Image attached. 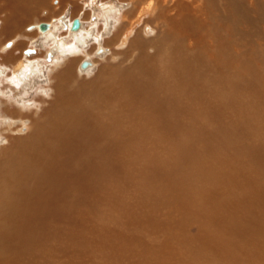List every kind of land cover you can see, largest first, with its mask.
Returning a JSON list of instances; mask_svg holds the SVG:
<instances>
[{
	"label": "rangeland",
	"instance_id": "1",
	"mask_svg": "<svg viewBox=\"0 0 264 264\" xmlns=\"http://www.w3.org/2000/svg\"><path fill=\"white\" fill-rule=\"evenodd\" d=\"M108 1L47 0L44 6L33 3L31 17L24 20L22 28L35 21L49 20L50 16L57 17L59 13H63L67 21L80 11V15L91 14L85 23L94 33L88 40L87 53L99 47L97 38L108 52L98 57L96 70L87 76L74 70L75 81L72 80L65 90L68 94L56 96L54 85L57 84L51 81L62 67L52 66L58 52L54 42L45 41L42 36L29 42L25 49L28 51L24 53L27 59L41 62L38 69L41 73L36 70L40 73H36L37 78H27L24 86L16 88L7 77L10 71L3 73L0 69V156L19 150L46 120L55 117L51 107L56 98L62 101L78 99V96L85 99V94L94 88L92 85L98 83L96 86H99L107 81L117 91L118 82L128 80L126 90L121 92L128 96L124 99L128 101H123L116 111H126L129 107L134 111L130 110L131 115L137 114L136 122L141 123L140 118L143 120V127L138 131L145 127L153 131L148 141L147 137L139 136L129 139L130 144L126 137L115 136L111 153L112 190L109 192L105 185L108 175L102 173L101 168L97 169L99 186L95 188L92 201L96 199L100 206L93 211L86 208L80 215L69 211L63 230L64 242L60 245L52 242L50 256L53 261L50 264H264V0L159 1L144 17L145 23L155 29L148 38L150 41L136 33L121 53L107 43L117 31L127 27L147 0H114L121 9L118 16L121 26L117 27L113 25L117 21L115 18H110L112 23L108 27L106 19L100 16L99 6ZM195 1L202 3L201 11L195 10ZM92 2L95 3L93 7ZM5 21L6 16H0V28ZM66 29V26H59L56 38L64 37L69 42L71 38L65 35ZM169 31L177 36L178 39L172 36L171 41L180 51L193 39L192 57L200 51V58H197L204 62L197 68L207 66L211 70L223 66L222 74L231 77L230 71L237 66L242 73L240 84L227 89V99H218L223 83L219 90H212L213 82H209L208 89L212 93L216 91L217 97L208 105L210 108L221 106L220 115L208 112L199 115L201 101L193 100L194 106L189 104V111L186 109L179 115L182 119H179L178 133L168 130L165 125L170 120H165L155 105L160 97L167 96L166 93L162 96V90L177 95L168 87H173L169 85L179 72L172 74L176 77L170 76L169 85L166 83L152 104L142 94V83L146 81L133 69L142 52L150 57L158 52V41ZM47 51L51 53L47 55ZM172 51L176 53L175 49ZM15 55L19 56V52ZM5 56L7 58V53L0 54V64L15 60V56L11 59ZM77 57L84 60L83 55ZM172 62L178 65L179 61ZM101 73H106L107 78L99 80ZM213 75L211 70L208 77L211 79ZM79 84H84L86 90L83 91ZM217 86L218 83H214L213 87ZM133 122L131 119L135 132L136 123ZM22 127H28L29 131L14 134ZM96 156L90 157V161H98ZM101 161L104 160L103 157L100 160L99 155ZM93 171L85 175L94 179ZM92 201L90 204L94 205ZM52 228L54 232L55 225Z\"/></svg>",
	"mask_w": 264,
	"mask_h": 264
},
{
	"label": "bare ground",
	"instance_id": "2",
	"mask_svg": "<svg viewBox=\"0 0 264 264\" xmlns=\"http://www.w3.org/2000/svg\"><path fill=\"white\" fill-rule=\"evenodd\" d=\"M78 1L84 2L88 0ZM159 1L168 2L169 0H147L145 4H141L143 6L137 11L136 16L134 18L132 17L133 19H131L127 27L117 31L113 39H111L107 45L113 46L116 48V52L119 51L118 53H121L120 51L124 50V48L126 49L128 45H130L136 33L143 35L148 41V38L152 36L155 29L145 23L144 17L147 13L154 10L153 7H155ZM93 2L92 7L95 5ZM33 3L44 6L47 4V0H0V16H6V21L0 28V54L6 55L7 53V58L6 56L4 57L6 59H11L15 56V60L12 63H1L0 69L4 71L3 73L10 71L7 77L12 79L13 82H11L16 88H21V86L26 83L27 78H37L36 73L39 71L38 69L41 68V62L27 59L24 53L28 51L25 49L29 45V42L32 43V41H35V38L42 36L46 38L45 41L54 42V48L58 52V56L55 58L52 66L55 67V69L57 67H62V70L57 73L55 79L52 78L53 80L51 82L57 84L54 85L56 89L52 88L55 89L56 93L58 92L56 95L57 97L60 95L62 96V93L66 95L68 94L66 92L67 86L75 76V74H73L74 70H79L80 73L86 74L87 76L90 71L96 68V64L99 60L98 57L104 55L108 51L100 45V38H97L96 43L99 47L94 48L93 52L87 53L86 47L88 40L94 34L93 29H87L85 24L90 18V13L84 16L79 14L80 11L69 21H67L63 13H59L57 17L50 16L49 20L35 21L22 28L25 18L32 14L30 8ZM105 3L99 6L101 18L106 19L107 23L105 24H107L108 27L112 23L110 22V18H115L117 20L116 22L114 21L115 24L113 25H118L121 9L116 6L117 3L114 2V0H109ZM196 4L195 10L201 11L202 3ZM127 14L126 16L129 15ZM75 19L80 20L81 26L78 30L72 31L71 26ZM42 23L48 24L47 31H42L40 29ZM180 25H182L181 22ZM59 26H66L68 28V30L66 29L67 33H65V35L71 38L69 42H66L64 37L60 39L56 38V31L59 29ZM170 32L171 31L158 41L160 46L158 52H154V56L150 57L148 54H142L143 52L140 57L138 55L139 59L133 69L146 81L143 83L141 81L140 83H142V94L148 101H152L155 98L157 99L160 90L167 86L166 83L169 85L170 76L179 72L177 74V79L169 85L173 87H168L171 92L177 93V95L173 96L170 92L162 90V96L165 95V93L167 96L165 95L164 99L160 97V100L158 99V104L155 105L161 112L163 118H165V120H170L165 125L168 130L178 133L181 126L179 123L181 117L179 115L183 114L186 109L187 112L189 111V108H187L189 104L190 106H194L191 104L193 100L201 101V106L198 109L199 115L206 114L207 112L212 115H220L221 106L210 108L208 105L211 99L217 97L216 91L212 93V91L208 89L210 85L209 82H213L212 90H219L221 83H223V86H221L222 90H219L221 95H219L218 99L222 97L227 99V89L230 90V88H234L240 84L238 81L241 79L242 73L240 68L235 66L230 71L232 76L227 77L222 74L224 67L217 66L211 68L215 75L210 79L208 77L211 71L210 67L203 66L202 68H197V65L203 62L202 58V61L197 58L200 55V51L192 57L191 51L195 49V44H192L193 39L187 43L188 46L186 48L180 51L178 50V45L176 47V45L172 43L173 41H171L172 36L178 39L177 36L171 35ZM133 43L132 41V44ZM176 43L178 44V42ZM139 45L142 47L140 43ZM172 49H175L176 53H174ZM17 51L19 52V56L15 55ZM50 53L51 51L48 52L47 55ZM78 55H83L84 60L91 63L89 68H81V64L84 60L78 58ZM134 55L137 54L135 53ZM69 56L71 57L68 59ZM175 59L179 61L178 65L172 62ZM8 61L9 60H7V62ZM133 69L131 70L132 72L134 71ZM125 70L127 71V69ZM39 72L41 73V71ZM102 73L99 80L107 78V74ZM173 76L176 77V75ZM50 78H48L49 81ZM77 81L74 83H77ZM127 82L122 80L119 81L116 87L117 91L113 89V86L107 84L108 81L99 86H96L98 83H95V85H92L94 88L85 94V99L79 98V96L78 99L69 98L63 101L57 100L58 98H56V102H53L51 107L55 117L49 119V121L46 120L36 130L32 139L30 137L31 140L24 143L21 148L18 147L19 150L14 152L10 151L8 155L0 156V264H50L53 261V257L50 256L51 249L53 248L51 246L53 243L60 245L64 242L63 237L65 232H63V230L66 229L65 224L68 221L69 211L75 212L76 215H80V213L85 212L84 210L86 208L93 211L100 206V203L96 201V199L92 201L95 196V188L99 186L97 169L101 168L103 170L102 173L108 175V178H105V180H108L105 181V185H108L109 192L112 190L114 175L111 153L113 152L115 136L121 135L119 137H126L128 141L129 139L131 140V138L134 140L138 139L139 136L143 138L147 137L145 139L147 141L149 140V137H151L153 133L150 127H145L140 130V132L138 131V128L141 129L144 124L142 118H140L141 123L138 121L136 122L137 114L136 116L131 115L134 111L130 109L131 112L129 107L126 111H116V107L120 106L123 101L124 103L128 101L124 100L127 95L123 96L121 94V92L126 90ZM214 83H218V86H220L214 88ZM228 83L229 85L227 88ZM79 85L83 91L86 90V86H83L84 84ZM77 87L79 88V86ZM74 92L76 91L74 90ZM23 93L25 94L24 91ZM139 94L142 95L141 92H139ZM54 95L53 97H55ZM25 101L23 99V102ZM151 103L154 104L153 101ZM23 110H25V108H23L22 111ZM193 117H195V111ZM131 119H134L133 123H136L134 126L136 129L135 132L132 130ZM14 124L16 123H13V125ZM146 128H150V130ZM27 130L29 131L28 127H22L16 130L14 134H23ZM22 136L23 135H21V137ZM134 140L133 143L136 142H134ZM127 144H130V141ZM96 154V160L98 161L93 163L94 161L91 162L89 158ZM99 155L100 160L103 157L104 161L99 162ZM90 170H94L93 172L96 174L94 179H90L85 175V173ZM91 201L94 205L90 204ZM53 225L56 227L54 232L52 231Z\"/></svg>",
	"mask_w": 264,
	"mask_h": 264
},
{
	"label": "water",
	"instance_id": "3",
	"mask_svg": "<svg viewBox=\"0 0 264 264\" xmlns=\"http://www.w3.org/2000/svg\"><path fill=\"white\" fill-rule=\"evenodd\" d=\"M80 26H81V22H80V20H79V19H75V20L73 21V23H72L71 30H72V31H76V30H78V29L80 28ZM40 29H41L42 31H47V29H48V24H46V23H42V24L40 25ZM90 65H91V63H90L89 61L84 60V61L82 62V64H81V68H82V69H87V68L90 67Z\"/></svg>",
	"mask_w": 264,
	"mask_h": 264
}]
</instances>
